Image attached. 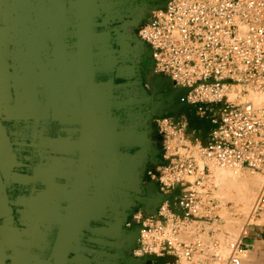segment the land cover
<instances>
[{
  "label": "built area",
  "instance_id": "1",
  "mask_svg": "<svg viewBox=\"0 0 264 264\" xmlns=\"http://www.w3.org/2000/svg\"><path fill=\"white\" fill-rule=\"evenodd\" d=\"M145 9L133 42L160 106L150 112L152 158L141 180L160 202L127 213L118 264H186L204 245L184 233L220 218L212 168L264 173V0H155ZM254 209L264 210V190ZM242 240L214 254L215 264H243Z\"/></svg>",
  "mask_w": 264,
  "mask_h": 264
},
{
  "label": "crops",
  "instance_id": "2",
  "mask_svg": "<svg viewBox=\"0 0 264 264\" xmlns=\"http://www.w3.org/2000/svg\"><path fill=\"white\" fill-rule=\"evenodd\" d=\"M53 36V52L48 35L38 41L31 37L20 54L13 29L0 23V264H40L47 259L60 205L67 199L76 167L81 135L79 84L67 81L65 32L58 29ZM107 41L105 34L96 32L95 142L110 135L118 144L150 151L147 126L150 112L160 103L148 94L140 61L120 64L121 54ZM156 83L158 91L166 89L165 81ZM163 94L177 91L159 95ZM134 155L119 154L126 160ZM135 171L120 178L124 190L117 199L121 200L117 214H123L128 200L138 199L152 209L160 202L156 186L142 189V180L130 177ZM256 230L253 226L243 237L247 254L264 253V229ZM85 239L69 264H102L87 253Z\"/></svg>",
  "mask_w": 264,
  "mask_h": 264
},
{
  "label": "rangeland",
  "instance_id": "3",
  "mask_svg": "<svg viewBox=\"0 0 264 264\" xmlns=\"http://www.w3.org/2000/svg\"><path fill=\"white\" fill-rule=\"evenodd\" d=\"M154 2L155 0H103L101 7L103 21H99L100 18L97 20L101 25L98 28H105L108 25H112L111 22L113 20H119L120 26L116 28L117 31L120 32L129 28L131 29V32L133 34L132 37H134L135 33L138 31L141 23H143L147 15V11L145 8H149ZM0 23H2L3 25L9 24L11 26V29H13L15 39L14 42L19 44V50L21 52L20 54H22V51L26 49V44L30 41L31 37L34 36L36 41H38L40 39L42 40L44 36L48 37V35L51 39V52H53V49L55 48L53 34L55 33V31L57 32L56 29L58 28L59 31L63 32V34L65 32L68 67L66 73L67 81L69 83L78 82V72L74 48V35L76 30L75 26L77 23L74 0H0ZM119 28H122L123 30ZM103 31V29H98L96 32L103 33ZM120 46H122L123 60L126 61L127 64L131 63L130 59H132L134 62H137L138 60L141 61L143 66L141 68V71L142 74L145 75L149 62L142 54L137 53L138 49H136V46L134 45L133 38H128L126 36L125 39L120 40ZM40 53L42 54V50L40 51ZM151 86L153 87L152 84ZM148 94L151 97V93L149 92ZM119 145L122 144H118L117 138L115 137V140L113 141V137H111L110 135H106L102 139H99L98 144H96L95 146V150L93 153L94 158L91 161L88 171L89 185L93 188L98 182L102 172L106 168L113 164L118 165V167L114 171L113 181L110 184L112 187V208H117V203L121 201L117 200L121 198V193L124 190V185L123 182L120 181V178L124 173H129L125 171V168H128V165L130 163H134L135 161L139 160L138 163H143L142 168L139 169L141 170L140 175L142 176L144 175L146 168L150 163V158H152L151 148H149L150 151H146L142 148L141 151H138L136 153V155L129 158V160H126L125 157L121 158L119 156V154L122 155V153H120L119 151ZM217 168L218 167H213L211 172L213 173V169ZM75 170L76 167L74 168V172ZM139 170H137V172ZM238 172L248 177H255L258 180V193L254 202L252 203V206L249 208V210H245L246 212H243L244 209H242L240 205H237L235 201L230 198L231 196L227 198L226 195L230 192H228L227 194L226 192H224V194L222 192L223 189L219 188V186L216 184V181L214 182V175L211 174L212 181L215 183L214 195L215 197L217 195L216 199L219 203L218 213L220 215V218L217 217L215 219H212L211 221H204L197 225H193L188 231L190 232L194 230L196 233L195 236L197 235L196 238H193L191 240L188 239V241L187 239H184V237H182L183 240H185L186 242L188 241L187 243H195L201 241L204 245L202 247V250L199 249L196 252L193 260L189 262L186 261V264H215L213 255L216 254L219 250H223V247H226L229 250V243L239 240V238H233L232 232L229 231L231 224L233 226H236L238 232L241 234L244 232V229L246 227H248L249 233L252 230L253 226H256V231H259L258 228L264 229V210L255 212L254 209L255 203L260 193L264 190V173L248 168L241 169ZM141 176L139 177V179L141 178ZM66 201L65 203L60 205L59 222L64 213V209L67 203ZM127 202V207L124 209L123 214L120 215L118 222L111 225H104L107 228L99 226V232L92 231V229L96 228V226L92 224V228L85 234V236L90 239V244L85 245L87 253L89 255H92L93 258L99 259L102 264H118L119 260L117 254L119 246H122L123 235L121 234V232H123V229L125 228L127 213L130 212L131 209H135L141 205L138 199L128 200ZM236 207H240L242 210L238 208L239 211H237ZM253 212L254 217H250ZM58 226L52 234L51 248L56 238ZM203 235L207 236L208 238H210V240L213 241L205 242V240H203ZM220 235L223 236L224 239L227 238V244L225 241V245L223 244V242H220ZM229 235L232 236L229 237ZM244 235L242 236V238L244 237ZM98 239H108L110 240V242H112V244H105L101 240L97 241ZM214 242H217L219 245V248L216 247V252H214L215 247L212 246ZM220 243L223 247L220 245ZM123 246L125 247L124 244ZM243 264H264V253L260 254L258 252L256 253L250 251L247 256H244Z\"/></svg>",
  "mask_w": 264,
  "mask_h": 264
},
{
  "label": "water",
  "instance_id": "4",
  "mask_svg": "<svg viewBox=\"0 0 264 264\" xmlns=\"http://www.w3.org/2000/svg\"><path fill=\"white\" fill-rule=\"evenodd\" d=\"M103 0H74L76 9L75 57L81 97V135L73 181L60 219L49 256L42 264H69L78 244L92 224L108 218L111 212L114 171L118 165L106 168L96 185H89L88 171L94 158L95 142V27L100 26Z\"/></svg>",
  "mask_w": 264,
  "mask_h": 264
},
{
  "label": "bare ground",
  "instance_id": "5",
  "mask_svg": "<svg viewBox=\"0 0 264 264\" xmlns=\"http://www.w3.org/2000/svg\"><path fill=\"white\" fill-rule=\"evenodd\" d=\"M59 2V1H58ZM45 3V2H44ZM65 4V3H64ZM49 5V4H48ZM42 10V9H41ZM48 10V9H47ZM64 10V9H63ZM62 10V11H63ZM39 11V10H38ZM30 15V14H29ZM65 16V15H64ZM63 17V16H62ZM48 18V17H47ZM66 19V18H65ZM65 23V22H64ZM59 24H60V22H59ZM63 24V23H62ZM59 29V28H58ZM58 29H56L57 30V32H58ZM57 32L55 31V34H57ZM69 57V56H68ZM69 62V61H68ZM67 67V66H66ZM68 68V67H67ZM71 72V71H70ZM216 168V167H215ZM214 171H213V173H212V175H214V178H215V180H214V182L216 181V184L219 186V188H221V189H223L222 190V192L224 193V192H226V194L228 193V192H230L229 194H227L226 196H227V198L228 197H230V198H232L234 201H235V203L237 204V205H240V207L242 208V209H244V211L243 212H246L247 210H249V208L252 206V203L254 202V200H255V198H256V195H257V193H258V180L255 178V177H248V176H245V175H242V173L240 174L238 171H233L232 169H230V168H220V167H218L217 169H213ZM221 189H220V191H221ZM215 193V192H214ZM260 193V192H259ZM225 194V193H224ZM232 194V195H231ZM229 195V196H228ZM216 197H217V195H216ZM229 198V199H230ZM240 207H238V208H240ZM237 208V207H236ZM238 208H237V211H239L238 210ZM240 208V209H241ZM241 209V210H242ZM246 210V211H245ZM254 217V212L250 215V217ZM233 223V222H232ZM251 223V222H250ZM230 224H231V222H230ZM230 227V226H229ZM228 229V228H227ZM226 229V230H227ZM229 231L230 232H232V235H233V238L234 237H236V238H239V240L242 238V236L246 233L245 231H246V228L244 229V232L241 234V233H239L238 232V230H237V227L236 226H233L232 224H231V227H230V229H229ZM195 231L194 230H192V231H188V232H186L184 235H183V237H184V239H189V240H191V239H193V238H196V236H195ZM232 235H229V237L230 236H232ZM202 236V235H201ZM220 238V242H223V244H224V241L226 242L227 240V238L226 239H224V237L223 236H219ZM228 237V238H229ZM198 238V237H197ZM201 238V237H200ZM232 238V239H233ZM213 239V238H212ZM188 240V241H189ZM203 240H205V242L207 241V242H211V241H213V240H210V238H208L207 236H204L203 235ZM187 241V242H188ZM204 242V241H203ZM230 242V241H229ZM228 242H226V244H227ZM230 244V243H229ZM212 245V244H211ZM220 245H221V243H220ZM225 245V244H224ZM213 246V245H212ZM219 246V245H218ZM217 246V247H218ZM222 246V245H221ZM223 247V246H222ZM219 248V247H218ZM225 248V249H224ZM216 247H215V251L214 252H216ZM213 251V250H212ZM218 251V250H217ZM221 253H220V252ZM217 253H220V254H223L224 256H227L228 254H229V250H228V248H226V247H223V250H219ZM246 250H244L242 253H243V255H246L247 256V252H245ZM243 258H244V256H243ZM187 263V262H186Z\"/></svg>",
  "mask_w": 264,
  "mask_h": 264
},
{
  "label": "flooded vegetation",
  "instance_id": "6",
  "mask_svg": "<svg viewBox=\"0 0 264 264\" xmlns=\"http://www.w3.org/2000/svg\"><path fill=\"white\" fill-rule=\"evenodd\" d=\"M101 20L103 21V18H100L99 19V21H101ZM111 24L112 25H108L105 28H98L97 27L96 28V31L98 29H103L104 31H103L102 34H105L106 35V38L108 39L107 44L110 45V48L112 47V49L118 50L119 51L118 53L121 54V56L119 57L120 64L130 65V63L127 64L126 61L123 60L122 46H120V40L125 39L126 36L128 38L129 37L133 38L132 37L133 34L131 32V29L127 28V29L123 30L122 28H119V29H121L123 31L118 32L116 28L120 26V21L119 20H113L111 22ZM117 42L119 44H117ZM113 46H114V48H113ZM137 53H139L138 50H137ZM140 63L142 65V62L141 61H140ZM119 146H120L119 147V151L122 154L124 153V154L134 155L137 151L141 150V149H138L136 147H129L126 144H122V145H119ZM138 161H135L134 163H130L128 165L129 172L133 171V169L136 170L135 172H132V174L130 175V177L133 176L134 178H137V179H139V177L141 176L140 175L141 174V170H139V169L142 168V164H143V163L142 164L141 163H138ZM141 162H142V160H141ZM137 170H139V171L137 172ZM142 177H143V175L141 176L140 179H142ZM142 189H143V187H142ZM119 217H120V214H117V212L115 211V207L114 208L111 207V212H109L108 218H105V219H103L100 222L93 223V225L96 226V227H99V226L100 227H106L104 225H111V224H115L116 222H118ZM123 236H125V234ZM84 237H86L85 242H84L85 245L90 244V239L87 236H84Z\"/></svg>",
  "mask_w": 264,
  "mask_h": 264
},
{
  "label": "clouds",
  "instance_id": "7",
  "mask_svg": "<svg viewBox=\"0 0 264 264\" xmlns=\"http://www.w3.org/2000/svg\"><path fill=\"white\" fill-rule=\"evenodd\" d=\"M141 215H142L141 213H138V214H136V216H135L134 218H135L136 220H139ZM133 254H134L135 256H140V255H142V253H141L140 251H134Z\"/></svg>",
  "mask_w": 264,
  "mask_h": 264
}]
</instances>
